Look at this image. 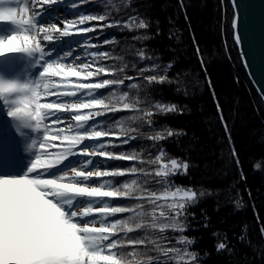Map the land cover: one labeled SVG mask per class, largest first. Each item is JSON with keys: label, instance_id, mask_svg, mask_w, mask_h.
<instances>
[{"label": "trees", "instance_id": "obj_1", "mask_svg": "<svg viewBox=\"0 0 264 264\" xmlns=\"http://www.w3.org/2000/svg\"><path fill=\"white\" fill-rule=\"evenodd\" d=\"M73 2L76 0H69L68 5ZM73 10L78 16H106L104 21L80 24L82 29L96 26L94 31L79 35L82 51L90 60V71L96 72L100 67L116 69L114 74L91 77V83L124 80L123 85L94 90V98L127 92L129 101L140 109L107 112L89 120L88 126L103 121L102 127H111L113 133L90 141L92 144L110 141L103 151L119 155L134 150L143 162L97 156L90 167L127 169L135 165L152 171L159 165L150 161L161 151L165 162H187V172L171 176L169 182L173 187L196 191L197 201L189 204L180 217L186 230L169 231L166 235L171 242L166 240L163 244L187 247L196 254L192 264H264V103L248 78L234 41L230 0H84ZM140 20L148 27L136 28L134 25ZM126 21L131 27L125 26ZM109 24L113 26L108 27ZM105 52L108 58L91 55ZM141 52L144 59L140 58ZM153 75L166 79L162 83L144 79ZM132 83L137 87L130 88ZM157 104L174 105L175 111L161 112ZM88 111L104 109H86L82 114ZM147 112L154 114L147 116ZM133 116L141 119H129ZM121 118L125 128L135 131L121 134L119 124L114 123ZM167 131L174 134L168 137ZM157 132H163L166 138L148 139ZM132 136L136 139L123 143ZM133 178L143 188L161 189L156 183L158 178L153 177L128 175L95 180L98 185L110 180L115 187ZM137 203L150 207L135 199L111 200L112 206ZM130 215L117 214L106 222ZM143 234L144 230H140L128 237ZM179 236H186L193 243L178 245L175 238ZM220 243L226 247L217 250ZM136 251L143 253L145 249L138 247ZM160 260L173 264L162 255Z\"/></svg>", "mask_w": 264, "mask_h": 264}, {"label": "snow or ice", "instance_id": "obj_2", "mask_svg": "<svg viewBox=\"0 0 264 264\" xmlns=\"http://www.w3.org/2000/svg\"><path fill=\"white\" fill-rule=\"evenodd\" d=\"M4 0H0L3 3ZM84 0H76L68 5L70 8H77ZM235 5V0H232ZM65 0H23V5L17 7H0V21H11L22 27V31L6 39H0V56L14 52H36L40 54L39 60L45 63L41 79L36 87L20 85L17 82L0 79V98L5 102H13L17 105L9 112L12 117L21 120L34 121V127L43 131L42 140L33 142L37 148V155L31 167L22 177L6 176L0 177V264H167L161 261L160 255L173 261V264H192L196 254L187 247H168L163 241H169L166 235L171 232H183L185 224L180 217L189 204L197 201V192L183 187H173L169 182L171 176L181 171L188 170L187 162L180 163L177 159L164 160L165 153L161 151L157 157L150 161L158 164L159 167L152 171L138 169L133 165L127 169H104L99 167L93 170L88 169L93 165L94 158L99 156L116 160H137L143 162L136 151L121 153L119 155L103 151L110 141L96 143L91 146L81 144L87 141H98L103 137L113 135L111 127L105 130L103 121L88 126V121L95 119L107 112L116 111H139L136 103L130 102L128 93L117 96L115 93L109 97H98L87 99L86 102L60 103L58 101L45 102L49 95H61L60 85L53 81L55 77H61V83L68 82L70 77L91 78L98 74L116 72V69L100 67L96 72L90 71L89 64L85 63L77 70L71 65L60 62L62 59L72 57L75 48L60 53L51 61L45 57L51 55L53 50L45 51L41 44V34L44 41L54 42L53 33L60 32L61 37L73 35L69 30V23L64 28L54 22L45 24L39 23V18L52 5L64 4ZM39 4V10L35 15H30L31 8ZM47 6V7H45ZM58 18L55 16L54 20ZM106 16L93 14H79V23L88 21H104ZM131 19H135L134 17ZM112 27V24L107 25ZM125 26L131 27L129 22ZM136 28L144 29L148 25L140 20L134 25ZM96 26L79 29L80 33L86 34L95 30ZM235 41L240 45L238 32V15L233 20ZM107 43V41H105ZM83 46V45H81ZM94 47V45H92ZM93 57L108 58V53H91ZM79 56L74 59H79ZM144 59V53H140ZM147 67V66H146ZM67 69V70H66ZM143 71V69L141 70ZM132 80V77H128ZM149 83H162L165 76L144 77ZM124 80L104 79L102 82L79 84L76 90H64L63 95L76 96L77 91L87 89L85 96L94 97V90L103 89L109 85H123ZM135 88V83L129 84ZM55 89V93H53ZM19 94V95H18ZM264 95V94H262ZM107 100V102H106ZM101 111H88L81 114L84 109L101 107ZM156 108L161 112L175 111V106L157 104ZM68 111L76 113L71 117L75 125L69 123L68 131L64 128L53 127L63 121L59 113ZM154 113L147 112V116ZM56 117L52 121V117ZM131 120L141 117H129ZM51 121V123H48ZM119 124L120 133L127 135L129 131L123 126V118L114 122ZM149 125L151 121H148ZM82 129H86L81 131ZM99 129V130H98ZM172 131H167L168 137ZM163 132H157L149 136L152 141L165 139ZM136 139L132 136L125 139L123 143H129ZM59 140V144L55 141ZM55 149V151H53ZM79 149V150H77ZM89 157L81 159L76 164L66 167L62 172L53 173V169L59 168L70 157ZM237 163L239 161L237 160ZM259 168V164L256 165ZM71 173V175L69 174ZM144 176L153 177L156 183L161 186L160 190H151L141 187L137 179L125 181L120 186H113L110 180H103L98 186H91L87 182L93 178L117 177V176ZM145 183H148L145 180ZM199 195H203L201 192ZM114 199H135L144 201L132 206H112ZM82 201H88L81 206ZM102 206L97 207V203ZM131 213L125 219L108 221L109 217L117 214ZM95 217L94 219H86ZM99 225V226H97ZM144 230V234L138 238H129L128 234ZM264 231V229H262ZM124 236L121 237L120 234ZM178 245H191L192 240L186 236L176 237ZM151 246V247H150ZM138 247H143V253L137 252ZM226 247L224 243L217 246V250ZM130 248L132 251L125 253L122 249ZM149 252H156L160 255L151 256ZM129 257H132L129 259ZM137 257H140L137 259Z\"/></svg>", "mask_w": 264, "mask_h": 264}, {"label": "rangeland", "instance_id": "obj_3", "mask_svg": "<svg viewBox=\"0 0 264 264\" xmlns=\"http://www.w3.org/2000/svg\"><path fill=\"white\" fill-rule=\"evenodd\" d=\"M68 1L65 0L64 4L52 5V8L47 10L40 18L39 23L45 24L54 22L60 26L61 29L64 28L65 23L75 21V23H69V30L73 32V35L68 37H60V32H54L53 38L54 42L49 43L43 40L41 34V44L45 47V51L53 50L51 55L45 57L46 60L51 61L53 58L57 57L60 53L67 52L70 49L75 48L73 51L72 57H67L62 59L60 62L65 63L66 65H71V67L80 70L81 66L85 63L89 64V69H91L90 60L82 51L81 40L79 35L81 33L78 31L82 29L80 25L78 13L72 8L68 7ZM23 5V0H4L3 3H0V7H21ZM39 4L35 8H31L30 5V15H35V12L39 10ZM47 7V6H45ZM58 15V18L55 16ZM22 27L11 21H0V39H6L14 34H18L22 31ZM79 56V59H74V57ZM40 54L36 52H14L7 53L3 56H0V79L5 81L17 82L20 85H28L29 87H36L41 79L44 67L46 66L43 61L39 60ZM67 70V69H66ZM83 76H86V71L82 74V77H70L68 82L61 83V77L53 78V81L60 85L61 95L56 94L49 95L46 97L45 102L58 101L60 103H83L87 99L94 97H86L85 100H81L80 97L85 96L89 90L83 89L77 91L76 96L63 95L64 90H76L79 84L91 83L90 78L84 79ZM53 89V93H55ZM19 95V94H18ZM15 105L13 102H5V98H0V122L5 126H9L13 134L19 138L21 143L20 151H13L12 143L9 145L3 140L4 134H0V177L14 176L22 177L28 173L31 164L34 162L37 155V148L33 147V142L39 143L42 140L43 131L37 130L34 127V121L21 120L16 117L9 115L10 111H13ZM86 109L82 110V113ZM81 113V114H82ZM76 113L64 111L59 113L63 117V121L58 125H53V127L64 128L65 133L68 131V124L71 123L75 125V121L71 119ZM56 117H52V121H55ZM48 123H51L49 121ZM8 134L10 132H7ZM11 137V136H10ZM59 144V140L55 141ZM85 145H93L90 141L84 142L79 148H83ZM79 150V149H77ZM55 151V149H53ZM17 153V154H16ZM19 160V170L15 168V160ZM89 157H70L68 161L57 169H53V173L62 172L66 167H70L76 164L79 160H87ZM93 167H90L85 170H93ZM71 175V173H69ZM96 178L91 179L87 183L91 186H98V183L95 180ZM96 182V183H95ZM84 205V202H81V206ZM86 219H94V217H89ZM99 226V225H97Z\"/></svg>", "mask_w": 264, "mask_h": 264}, {"label": "water", "instance_id": "obj_4", "mask_svg": "<svg viewBox=\"0 0 264 264\" xmlns=\"http://www.w3.org/2000/svg\"><path fill=\"white\" fill-rule=\"evenodd\" d=\"M234 17L238 15L240 58L249 80L264 103V0H230ZM233 28V23H232ZM236 30L233 28L235 37Z\"/></svg>", "mask_w": 264, "mask_h": 264}]
</instances>
